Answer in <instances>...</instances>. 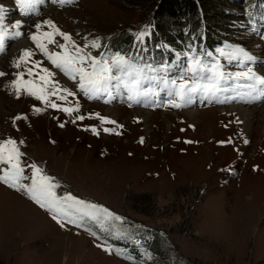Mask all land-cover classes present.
Wrapping results in <instances>:
<instances>
[{
    "label": "rangeland",
    "instance_id": "1",
    "mask_svg": "<svg viewBox=\"0 0 264 264\" xmlns=\"http://www.w3.org/2000/svg\"><path fill=\"white\" fill-rule=\"evenodd\" d=\"M45 1L40 15L26 20L20 18L24 13L17 14L20 8L13 0H0L9 16L5 21L9 33L26 31V44L35 53L15 68L13 62L22 52L11 54V49L23 34L15 37L0 58L8 56L12 63L2 79L12 85L17 72H27L32 62L41 61V67L54 73L57 86L73 94L59 91L50 96V103L59 106L52 108L27 99L24 90L17 98L12 86L8 91L6 81L0 82V141H17L24 153L25 176L31 177L27 165L35 163L59 185L58 197L70 193L107 208L121 220L103 215L81 218L77 213L76 223L64 221L61 227L25 192L0 183V264H264V124L257 123L264 103L248 108L256 115L247 128L238 106L213 101L194 109H146L149 100L138 96L139 103L130 100L131 93H122L121 87L85 94L78 76L72 79L63 72L58 76L41 57L30 39L36 24H41L40 32H51L45 22L52 21L76 46L99 59L119 54L138 62V54L113 49L119 44L126 48L127 34L132 36L130 49L136 36L141 46L145 35L169 42L161 37L142 0H77L65 8ZM260 1L232 0L235 9L221 16L216 13L221 0H207V17L215 18L208 29L202 28L200 37L211 34L220 43L242 49L264 69V25L256 28L249 14ZM17 21L22 27L13 29ZM170 25V32L187 37L186 24ZM55 40L67 43L59 35ZM94 40L98 48L91 47ZM48 47L61 51L56 44ZM64 108L73 111L69 114ZM156 239L161 255L152 248Z\"/></svg>",
    "mask_w": 264,
    "mask_h": 264
},
{
    "label": "snow or ice",
    "instance_id": "2",
    "mask_svg": "<svg viewBox=\"0 0 264 264\" xmlns=\"http://www.w3.org/2000/svg\"><path fill=\"white\" fill-rule=\"evenodd\" d=\"M44 2L45 0H16V4L24 14L36 12L37 7ZM58 2L65 4L72 3L73 0H58ZM3 21L4 10L0 8V53L5 51L8 39L19 37L22 34L18 30L9 33ZM45 23L52 28V31L40 32L41 24H36L37 32L33 33L30 39L55 68L60 69L72 79H76L78 76L79 88L85 94H98L107 92L110 87L119 88L123 86L131 93L129 99L139 103L136 97L146 94L145 91L141 90L143 84L158 80V77L154 75L149 76L145 71V67H148V71L151 72L159 71L158 69H152L150 66H138L131 62L130 59H126L119 54L111 57V60L93 57L90 53H86L83 48L76 46L72 37L60 31L52 21L49 20ZM20 27V21L12 25L13 29H19ZM57 35L62 37L67 43H58L55 40V36ZM142 35L143 33H141ZM49 44H56L62 51L51 52L48 47ZM69 44L72 45L71 49L68 47ZM99 46L98 41L94 40L91 42L92 48H98ZM85 47H88V45H85ZM235 53L238 55L243 54L244 58L248 61L254 60V57L244 53L242 49H236ZM34 55L35 53L31 49L23 50L19 58L13 62L14 67L19 69L22 64L28 63ZM86 63L88 67H85ZM41 64V61H34L32 62V66L27 68L26 74L29 77H33L32 79L25 80V72H17L11 86L17 94V98H19L21 91L24 90L29 96H34L46 105L50 104L52 108H58L57 104L50 103L49 100L50 96H55L60 91L57 83L52 79L54 73L46 67H41ZM35 69H40V71L36 72L34 71ZM186 73H191V77L185 79V76L181 75L178 78L179 83L177 79H172L171 81L164 79L161 81L165 87L169 88L167 95L174 97L168 100V104L171 107L181 108L191 104L196 95L215 98L218 93L229 91L228 88L223 87L226 74L221 70L219 64L209 66L203 64L198 58L190 59ZM5 75L4 71H0V77ZM228 76L237 81L231 89L236 95L230 99H243L244 95H250L252 99L264 97V76L258 75L252 68H248L245 72L228 74ZM114 81L116 82L115 84H113ZM239 81H248V83H239ZM240 89H248L249 91L241 93ZM63 91L68 95L73 94L68 89H64ZM59 98L66 99L65 96H60ZM219 102L223 103L224 101ZM62 110L69 114L73 111L71 108H64ZM36 111L39 112L41 110L36 109ZM21 118L19 116L16 117V119ZM79 119H84V117L81 116ZM101 119L103 120L104 118ZM110 122L115 123V121ZM93 131L95 132V129ZM105 131L111 130L105 129ZM247 142L245 141V143ZM186 143H191V141H186ZM23 156L24 153L20 151L17 141L11 138L0 141V166H4L0 167V183L16 191L25 192L41 208H45L52 213V218L57 223H60L61 227L64 226V221L76 223L77 213L80 214L81 218L83 216L97 218L98 215H103L115 220H121V217L115 216L107 208L78 199L70 193L63 197H58L55 189L59 185L54 182L53 177L46 175L43 169L35 163L27 165L32 170L31 177L25 176V166L21 159ZM27 179L31 180L30 184L22 183V181ZM61 217L64 218L63 221L60 219ZM105 251L111 252V249H105Z\"/></svg>",
    "mask_w": 264,
    "mask_h": 264
},
{
    "label": "trees",
    "instance_id": "3",
    "mask_svg": "<svg viewBox=\"0 0 264 264\" xmlns=\"http://www.w3.org/2000/svg\"><path fill=\"white\" fill-rule=\"evenodd\" d=\"M147 9L150 10L151 16L153 17L154 25L158 27L159 33L163 39H165L169 44L163 41L152 39L153 45L156 47L154 53L156 56L160 57L162 52L159 51V46L167 50H180L184 45L193 42L194 40H201L200 34L202 28L207 27V24L211 22L215 16L207 17L209 15V7L207 0H142ZM232 0H221L219 4H216L217 12L219 15L224 16L226 13H231L235 7ZM205 18L204 22L201 21L202 17ZM170 21H176L178 23H184L188 26V35L184 37L185 34L181 32H170L171 28H168ZM208 29V27H207ZM214 31L217 30L215 26L212 27ZM204 30V29H203ZM190 35V36H189ZM206 35V33H204ZM131 37L128 34L125 37L124 46L122 45L114 46L115 50H126L130 48ZM176 39V41H175ZM202 42V41H201ZM208 44L215 45L218 43L216 37L214 38L211 34H207ZM151 43V40L148 39V46ZM151 45V44H150ZM163 45L165 47H163ZM129 47V48H128ZM97 237L100 236L98 232L94 233ZM159 239L153 241L152 248L155 250V253L161 255L159 247L161 244Z\"/></svg>",
    "mask_w": 264,
    "mask_h": 264
},
{
    "label": "bare ground",
    "instance_id": "4",
    "mask_svg": "<svg viewBox=\"0 0 264 264\" xmlns=\"http://www.w3.org/2000/svg\"><path fill=\"white\" fill-rule=\"evenodd\" d=\"M50 10V9H49ZM36 21H38V20H36ZM21 23H23V22H21ZM26 24H29V23H26ZM6 26H8V24H5ZM24 26V25H23ZM29 26V25H28ZM21 27H22V24H21ZM22 32V37L20 38V40L18 39V42L16 43V44H14V46L12 47V49H11V54L12 53H15V55H19V54H21V52H23V50H25L26 49V47H27V49H29L30 48V45L29 44H26V37H25V35L27 36V32L26 31H21ZM22 39H25V40H22ZM22 44H24V46L23 47H21V45ZM20 47H21V49H20ZM22 50V51H21ZM2 57V56H1ZM0 57V58H1ZM12 63H11V59H9V57L7 56V57H5V59H2V60H0V71H4V72H11V69H12ZM23 70V69H22ZM25 70H27V69H25ZM20 72H23V71H21L20 70ZM56 74L58 75V76H61V75H59L57 72H56ZM25 76H27V74H26V71H25ZM28 77V76H27ZM25 78V80H27V78L26 77H24ZM30 78H33V77H30ZM63 79V78H62ZM2 81H6V80H3L2 79V77H0V82H2ZM9 82V81H8ZM63 82H64V84H66V86H68L69 88H72L71 86V83L67 80V79H63ZM5 85V87H6V89L9 91L10 90V87H11V85H8V83H7V81H6V84H4ZM61 86V85H60ZM59 87V86H58ZM62 88V87H61ZM61 88H59L60 89V91H63V90H61ZM71 91V90H70ZM25 95H28L27 94V92L26 91H24L23 92ZM58 96V95H57ZM56 96V97H57ZM60 96V95H59ZM63 96V95H62ZM69 96V95H68ZM67 96V97H68ZM27 97V99H29V100H36V102H38L37 101V99L35 98V97H33V96H26ZM53 97V96H52ZM51 98V97H50ZM58 98V97H57ZM63 101H64V99H62ZM61 100V101H62ZM56 103V102H55ZM31 104V103H30ZM38 104H40V103H38ZM249 107H242V106H238V107H236V110H238L240 113H241V115H243V118H244V122H245V124H246V127L247 128H250V123H251V117H252V115H256L255 114V112L254 111H252V110H250V109H248ZM259 115V114H258ZM259 117V119H258V121H257V123H259V124H264V109L262 110V111H260V115L258 116ZM262 124V125H263Z\"/></svg>",
    "mask_w": 264,
    "mask_h": 264
}]
</instances>
